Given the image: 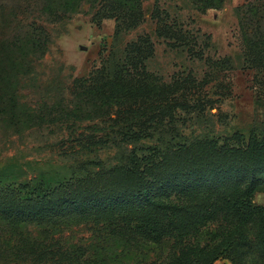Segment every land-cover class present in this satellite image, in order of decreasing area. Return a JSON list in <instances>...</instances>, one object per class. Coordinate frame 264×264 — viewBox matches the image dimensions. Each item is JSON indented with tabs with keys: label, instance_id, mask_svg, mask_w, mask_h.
Here are the masks:
<instances>
[{
	"label": "trees",
	"instance_id": "1",
	"mask_svg": "<svg viewBox=\"0 0 264 264\" xmlns=\"http://www.w3.org/2000/svg\"><path fill=\"white\" fill-rule=\"evenodd\" d=\"M0 1V117L12 126H41L46 122L43 116L22 112L25 105L17 99V92H10L9 75L29 76L33 65L46 54L50 39L44 29L17 21L23 10L12 16L4 0ZM192 1L204 9H220L224 3ZM142 4L143 0H27L14 6L35 9L51 23L88 7L98 25L103 20L114 21L116 38L144 21ZM159 13L161 18L155 16ZM246 13L249 16L239 24L245 39L244 63L264 78V9H248ZM151 16L160 24L158 37L170 46L187 47L194 57L201 56V51L191 49L186 42L191 39L196 43L197 39L175 22L168 24L166 13L155 7ZM153 52L149 37L144 35L126 46L123 60L111 72L107 67L92 72L90 103L119 108L134 99L169 95L168 87L159 90L148 81L153 77L146 72L145 62ZM210 64L227 67L228 60ZM165 109L159 103L156 114ZM177 146L167 153L148 148L146 154L131 155L125 164L107 171L83 170L58 180L44 175L16 182L0 170V254L25 258L30 264H214L222 260L241 264L236 257L249 232H255L264 248V207L253 202L255 193L264 186V181L257 179L264 174V139L249 136L245 142L234 134L221 143L200 140ZM89 224L105 229L106 236L123 251L125 246L142 248L168 240L174 244L160 261L140 258L137 250L130 257L127 251L129 260L121 261L113 251L100 249L90 254L54 239L56 233L72 226ZM211 225L224 226V235L213 244L200 246L201 229ZM28 226L41 228L38 238L22 234L20 230Z\"/></svg>",
	"mask_w": 264,
	"mask_h": 264
},
{
	"label": "rangeland",
	"instance_id": "2",
	"mask_svg": "<svg viewBox=\"0 0 264 264\" xmlns=\"http://www.w3.org/2000/svg\"><path fill=\"white\" fill-rule=\"evenodd\" d=\"M16 2L24 5L27 0H4L6 11L13 16L23 10L17 21L44 29L50 43L29 76L9 75L10 92H17V99L25 105L22 112L46 119L41 126L28 128L12 126L0 117V170L4 169L12 181L26 182L44 175L58 180L83 170L107 171L125 164L131 155L146 154L148 148L167 153L177 145L200 140L221 143L234 134L245 142L249 136L264 139V78L244 63L245 39L239 25L249 16L248 9H264V0H224L220 9H204L192 0H157L156 6L155 0H143L144 21L116 38L114 21L103 20L98 25L88 7L51 23L35 9L15 8ZM155 7L168 15V24L175 22L197 39L196 43L191 39L186 42L191 49L201 51V56L194 57L187 47L170 46L157 36L160 24L151 16ZM144 35L154 50L145 62L146 72L153 77L148 81L159 90L168 87L169 95L134 99L119 108L92 105L90 74L102 67L111 72L123 60L126 46ZM223 59L228 60L227 67L210 64ZM161 102L166 109L156 114ZM257 179L264 181V174ZM253 202L264 207V186L255 193ZM223 229L219 225L201 229L199 245L217 242L224 235ZM20 231L38 238L41 228L28 226ZM106 235L105 229L89 224L72 226L56 233L54 239L90 254L100 249L113 251L121 261L129 260L127 251L130 257L135 250L140 258L160 261L174 244L168 240L142 248L125 246L123 251ZM255 237V232H249L241 246L236 257L241 264H264V248ZM6 254H0V264H30L25 258Z\"/></svg>",
	"mask_w": 264,
	"mask_h": 264
},
{
	"label": "crops",
	"instance_id": "3",
	"mask_svg": "<svg viewBox=\"0 0 264 264\" xmlns=\"http://www.w3.org/2000/svg\"><path fill=\"white\" fill-rule=\"evenodd\" d=\"M214 264H228V263H226V262H224V261H217V262H215Z\"/></svg>",
	"mask_w": 264,
	"mask_h": 264
},
{
	"label": "water",
	"instance_id": "4",
	"mask_svg": "<svg viewBox=\"0 0 264 264\" xmlns=\"http://www.w3.org/2000/svg\"><path fill=\"white\" fill-rule=\"evenodd\" d=\"M81 49H82V50H84L85 48H84V47H82Z\"/></svg>",
	"mask_w": 264,
	"mask_h": 264
}]
</instances>
